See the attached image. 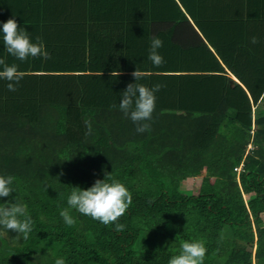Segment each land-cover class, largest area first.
Here are the masks:
<instances>
[{
	"label": "trees",
	"instance_id": "1",
	"mask_svg": "<svg viewBox=\"0 0 264 264\" xmlns=\"http://www.w3.org/2000/svg\"><path fill=\"white\" fill-rule=\"evenodd\" d=\"M214 1L88 0L82 17L72 5L73 16L53 22L59 43L47 60H18L0 34V59L24 74L15 92L0 79V175L14 177L12 195L0 203H25L34 221L27 240L0 228V264H55L61 257L65 264H167L186 240L203 241L204 264H264V229L252 253L254 233L236 179L253 194L249 208L259 222L264 17L253 22V7ZM34 14L36 20L21 13L15 19L43 38L47 18ZM153 36L163 41L160 67L147 59ZM252 36L260 42L250 43ZM137 68L145 73L138 83L164 85L144 133L119 109ZM105 172L132 194L120 233L115 223L101 224L67 204L71 186L87 189ZM189 176L202 177L197 193L179 187ZM62 209L74 225L64 223Z\"/></svg>",
	"mask_w": 264,
	"mask_h": 264
},
{
	"label": "clouds",
	"instance_id": "2",
	"mask_svg": "<svg viewBox=\"0 0 264 264\" xmlns=\"http://www.w3.org/2000/svg\"><path fill=\"white\" fill-rule=\"evenodd\" d=\"M0 34L7 53L20 61H26L29 57H42L50 59V54L45 50V46L40 37H36L33 43L28 31L19 26L15 15L0 21ZM259 38L252 36L250 43H259ZM163 47V41L158 36L151 37V44L148 50L147 59L155 67H160L165 61L158 49ZM0 79L9 81L7 89L15 92L20 80L23 79V72L18 70L17 65H8L4 59H0ZM111 75L119 76L120 73L114 71ZM135 83H129L125 90L120 93L119 109L126 118H129L136 126L137 133H144L151 130V124L146 121L152 119L155 110V93L159 92L164 85L156 84L149 88L138 81L142 80L145 73L138 68L131 73ZM116 107L115 104L112 105ZM88 129L86 135L92 133L90 120L85 121ZM252 143L248 144L251 146ZM63 173H61L62 175ZM14 177L0 175V198L10 197L13 193ZM67 204L71 209H75L81 215L89 216L91 219L99 221L101 224L109 225L115 223V231L120 233L125 229V225L118 223L129 206L132 204V194L128 188L118 179L105 172L104 179H96L91 187L82 189L79 186L72 187L71 193L67 197ZM60 216L67 226L75 224V219L69 214L68 209H62ZM33 219L29 214L27 205L19 200L7 203H0V228L17 233L24 240L29 238L33 231ZM207 248L203 241L192 240L183 241L180 245V252L171 256L167 264H204ZM108 258V257H105ZM55 264H65L64 258L55 260Z\"/></svg>",
	"mask_w": 264,
	"mask_h": 264
},
{
	"label": "crops",
	"instance_id": "3",
	"mask_svg": "<svg viewBox=\"0 0 264 264\" xmlns=\"http://www.w3.org/2000/svg\"><path fill=\"white\" fill-rule=\"evenodd\" d=\"M1 1L4 2V4H2L3 6L1 8L3 13L0 16V19L2 21H7V19L12 17L8 8L5 6L6 3H8L10 5L9 7L14 11L13 15H15V17L17 16V14L21 13V15H24V17L28 16V17H31L33 20H36L37 14H34V10H38L39 12H43V16L45 18H47L46 20L43 19L44 23H45V32H47V34L44 33V35L42 36L43 38H41V41L43 42V44L45 46V50L49 49L47 51L49 54H53L55 51L57 52L56 46H58V43H59V42L57 43V41H56V38H57L56 36L59 35V33L54 28L56 26L60 25L59 22L61 20H64V18H67V16H73L72 15L73 13L71 11L72 5H76V8L81 10V12H80L81 15L79 14L80 17H82L83 11H86L89 9L88 7H86V2H88V0H1ZM210 2L212 3L213 0H210ZM214 2H216L218 4L219 3L228 4V2H230L229 5H232V6L241 5L245 9H248V7H251V9H252V7H253V14H255V16L253 18V22L256 20H261V13L264 17V0H251V1L247 0V5L245 3V0H215ZM30 5L33 7L32 9H29ZM24 6H26V7L23 8ZM260 6L262 7L261 11L259 10ZM245 9H244V11H245ZM241 10L243 11V9H241ZM28 11H30V12H28ZM218 11H220V10H218ZM35 16H36V18H35ZM53 22L57 23L56 26H55V24H53ZM22 28H24V27H22ZM25 29L28 31L32 42L36 43L37 42L36 41V35L33 34V32H31L32 30L30 29V27L25 26ZM45 35H48V38L50 40V44H48L47 41L45 40V38L47 37ZM67 55H70V54H67ZM43 60H45V59L43 58ZM21 72H22V70H21ZM25 72H29V71H24V73ZM63 72L68 73L66 71H63ZM35 73H42V72L35 71ZM46 73H48V72H46ZM228 76H230L233 81H235L237 83H241L240 80L233 73H231L229 70H228ZM233 81H232V84H233ZM243 87L245 88L244 85H243ZM261 99H262V97L259 98L258 103H261ZM254 109H256V106H253V110ZM257 109H258V107H257ZM253 119H254V111H253Z\"/></svg>",
	"mask_w": 264,
	"mask_h": 264
},
{
	"label": "rangeland",
	"instance_id": "4",
	"mask_svg": "<svg viewBox=\"0 0 264 264\" xmlns=\"http://www.w3.org/2000/svg\"><path fill=\"white\" fill-rule=\"evenodd\" d=\"M263 102L261 103H258L256 106V109H254V117H256V115L260 114L261 110L263 109ZM258 107V109H257ZM253 145L249 146V148L252 149ZM241 170V167L239 166L238 167V171ZM242 171V170H241ZM236 179L238 181V184H239V187L240 189L242 190V197H243V201L248 209V217H249V221L247 223L248 226H251L252 227V230H253V233H254V239H253V242H252V246H251V251L252 253L255 251L256 249V244H257V241H258V229L259 228H263L264 229V211L260 212L259 213V218L260 221L257 222V216L253 213L252 210H250L249 208V198H251V196H253L252 193H246L245 189H244V186H243V183H241V180L239 178V174H237L236 176ZM202 182V177L201 176H189V177H186L184 178L183 180L180 181V188L183 189L184 191H186L187 193H197V190H198V187L199 185L201 184ZM224 228H225V234H230L231 233V230L229 229V226L228 225H224ZM247 231V230H246ZM249 232V231H247ZM232 235V233H231ZM249 244V243H248Z\"/></svg>",
	"mask_w": 264,
	"mask_h": 264
}]
</instances>
